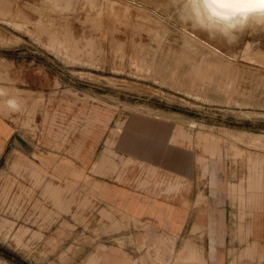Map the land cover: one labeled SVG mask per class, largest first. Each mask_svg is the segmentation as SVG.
Instances as JSON below:
<instances>
[{
  "label": "rangeland",
  "instance_id": "374dc122",
  "mask_svg": "<svg viewBox=\"0 0 264 264\" xmlns=\"http://www.w3.org/2000/svg\"><path fill=\"white\" fill-rule=\"evenodd\" d=\"M163 2L0 0V112L60 155L40 173L0 163V261L43 262L62 244L61 229L48 233L53 215L79 208V180L62 152L97 117L179 116L193 131L211 130L216 156L263 167L264 177V31L229 45L182 24L174 2Z\"/></svg>",
  "mask_w": 264,
  "mask_h": 264
},
{
  "label": "crops",
  "instance_id": "0c3cea01",
  "mask_svg": "<svg viewBox=\"0 0 264 264\" xmlns=\"http://www.w3.org/2000/svg\"><path fill=\"white\" fill-rule=\"evenodd\" d=\"M16 118L0 112V163L37 173L59 165ZM98 120L62 152L79 180V208L53 215L48 233L61 229L62 244L30 264H264L263 167L216 156L211 130L176 115Z\"/></svg>",
  "mask_w": 264,
  "mask_h": 264
},
{
  "label": "clouds",
  "instance_id": "9594fccd",
  "mask_svg": "<svg viewBox=\"0 0 264 264\" xmlns=\"http://www.w3.org/2000/svg\"><path fill=\"white\" fill-rule=\"evenodd\" d=\"M182 24L220 38L229 45L253 31H264V0H173ZM4 90L0 89V95ZM12 110H19L16 100H9ZM0 264H6L0 261Z\"/></svg>",
  "mask_w": 264,
  "mask_h": 264
},
{
  "label": "bare ground",
  "instance_id": "6f19581e",
  "mask_svg": "<svg viewBox=\"0 0 264 264\" xmlns=\"http://www.w3.org/2000/svg\"><path fill=\"white\" fill-rule=\"evenodd\" d=\"M149 2H152L153 4H155L156 6H159V7H164L165 6V3L163 2V0H147ZM173 1V0H172ZM166 7V6H165ZM107 23V22H106ZM110 23V22H109ZM111 26V25H110ZM109 26V27H110ZM111 30V29H110ZM105 33V32H104ZM107 38V37H106ZM100 47V46H99ZM98 47V49H99ZM102 52V51H101ZM259 55V54H258ZM261 56V55H260ZM261 59V58H260ZM198 72V71H197Z\"/></svg>",
  "mask_w": 264,
  "mask_h": 264
}]
</instances>
